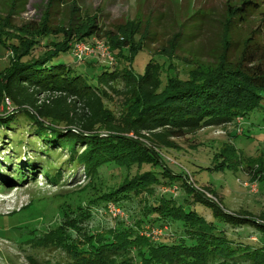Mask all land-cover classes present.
<instances>
[{"label":"trees","instance_id":"16d2710c","mask_svg":"<svg viewBox=\"0 0 264 264\" xmlns=\"http://www.w3.org/2000/svg\"><path fill=\"white\" fill-rule=\"evenodd\" d=\"M60 2L49 0L36 32L11 37L10 30L0 31V38L7 35L14 40L9 47L11 63L0 72V130L37 136L44 145L38 156L58 150L68 153V159L56 168L41 166L48 182L58 184L65 170L81 169L91 184L77 203L65 201L61 207L64 217L56 229L41 234L22 228L19 234L13 230L6 234L18 236L11 240L22 250L34 249L28 257L36 264H264V212L253 216L227 211L207 192L194 188L189 177L174 175L160 156L161 150L178 149L177 139L242 122L263 109L264 50L246 47L242 57L246 62H239L234 70L220 67L210 75L190 72L186 80L177 74L165 84L161 65L152 59L142 73L135 71L132 61L138 53L132 56L129 50L126 56L127 46L120 50L122 60L116 55L119 66L112 68L111 63L90 75L57 61L61 51L74 49L69 45L74 30L66 33L63 28L51 30L49 25L50 17L58 16ZM25 6L22 3L20 9ZM258 9L257 0L243 1L232 12L233 19L245 22L244 15ZM84 31L75 39L101 37L104 30L92 22ZM53 34L61 39L51 41L57 38ZM193 35L195 29L185 36ZM115 97L121 104L115 105ZM5 99L11 101L13 112H8ZM7 159L0 161L2 178L8 174ZM38 162L26 161L18 153L9 169L15 172L19 164L26 176ZM145 166L150 169L144 172ZM115 170L119 179L107 181L104 172ZM161 186L185 187L186 203L204 204L215 220H207L170 195L154 198ZM111 202L119 209L125 205L134 218L133 226L120 220L118 230L94 234L79 225L92 218L93 207L108 210ZM228 226L260 229V240L234 239L226 232ZM148 228L160 230L161 235L145 236L143 231ZM36 239L37 243H30Z\"/></svg>","mask_w":264,"mask_h":264},{"label":"rangeland","instance_id":"374dc122","mask_svg":"<svg viewBox=\"0 0 264 264\" xmlns=\"http://www.w3.org/2000/svg\"><path fill=\"white\" fill-rule=\"evenodd\" d=\"M59 1L58 16L50 17L51 30L63 28L66 33L74 30V35L70 38L74 40L69 45L75 47L77 43H86L95 53L79 60L72 50L61 51L57 61L90 75H96L102 66H110L111 63L112 68L119 66L116 55L122 60L120 50L127 46L126 56L129 50H133L132 56L135 52L138 53L132 61L135 71L142 73L152 59L154 63L161 65L165 84L168 78H174L177 74L186 80L190 72L210 75L220 67L234 70L239 62L243 65L246 62L242 60L246 47L252 49L259 46L264 50V0H257L260 9L244 15L245 22L233 19L232 12L246 0ZM22 3H26V6L20 9ZM48 3L49 0H0V31L3 33L10 30V36L15 37L40 30ZM74 7L76 9L72 11ZM195 14L197 16L191 19ZM92 22L103 28L101 37L76 40ZM185 22H189V25ZM194 29L195 35L187 39L186 33ZM58 36L53 34L57 38H50L51 41L61 39ZM48 38L45 37L44 40ZM99 44L108 48L113 61L103 58L98 49ZM13 45L14 40L7 35L0 38L1 73L11 63L12 52L9 47ZM114 100L116 106L121 104L117 97ZM150 100L153 99H146V103ZM262 108L242 122L206 128L186 138L177 139L179 148L161 150L160 156L168 163L174 175L182 176L183 179L189 177L194 188L207 192L222 208L229 212L259 216L264 212V105ZM0 137V161L8 157V171H5L8 174L0 177V194L8 197L7 200L0 199V264H36L28 257L34 253V249L22 250L18 242L11 240L12 237L18 240L19 237L15 234H19V229L22 228L38 230L41 234L56 229L64 217L61 207L65 201L71 199L77 203L79 197L84 196L82 193H86L83 189L87 190L91 181L85 180L83 170L74 172L67 169L60 182L52 184L46 180L47 175L41 166L50 170L62 165L68 159L67 152L58 150L51 154L36 155L44 145L37 136L29 132L0 130ZM14 152L16 153L13 154ZM18 153L26 161H39L35 171L24 176L25 173L19 170V164H15L17 172L9 169ZM142 169L145 172L150 168L145 166ZM116 172L117 170L104 172L106 180H118ZM47 173L49 174L48 171ZM176 180L178 179L175 178ZM181 186L174 192L170 186L156 188L154 198L170 195L187 205L186 208L214 221L215 219L211 220L209 207L199 202L186 203L188 192ZM112 205L116 206L111 202L108 210L93 207L92 218L79 225L83 229L92 230L94 234L118 230L120 220H126L128 226L134 225V218L130 217L125 205L121 206L123 218L112 214ZM221 226L225 227L224 223ZM12 230L15 234H6ZM260 231L252 227L245 230L231 226L226 230L234 239L252 243L259 242ZM143 234L154 239L158 232L148 228ZM38 241L36 239L30 243Z\"/></svg>","mask_w":264,"mask_h":264},{"label":"built area","instance_id":"2783aa9c","mask_svg":"<svg viewBox=\"0 0 264 264\" xmlns=\"http://www.w3.org/2000/svg\"><path fill=\"white\" fill-rule=\"evenodd\" d=\"M98 49H100V51L102 52L103 58H108L110 61H113L112 56L108 52V48L104 44H99ZM73 53L76 57H78L79 60H83L84 58L90 57V55L95 53V50L93 48H91V46L89 44L77 43L73 49ZM173 189H174L173 190V192H174L177 188L175 187ZM110 209H111L112 214L114 216H120V215L122 216L123 215V211L121 209L117 208L115 205L114 206L112 205ZM123 217L124 216H122V218ZM153 231L158 232V234H156L157 237L154 236L155 238H158L161 235L160 230H153Z\"/></svg>","mask_w":264,"mask_h":264},{"label":"water","instance_id":"95a60500","mask_svg":"<svg viewBox=\"0 0 264 264\" xmlns=\"http://www.w3.org/2000/svg\"><path fill=\"white\" fill-rule=\"evenodd\" d=\"M5 104L7 105V110L8 112H13L14 111V107L11 104V101L9 99H5ZM2 110H4V108H2Z\"/></svg>","mask_w":264,"mask_h":264},{"label":"bare ground","instance_id":"6f19581e","mask_svg":"<svg viewBox=\"0 0 264 264\" xmlns=\"http://www.w3.org/2000/svg\"><path fill=\"white\" fill-rule=\"evenodd\" d=\"M0 199H2V200H7L8 199V197H6L5 195H3V194H0Z\"/></svg>","mask_w":264,"mask_h":264}]
</instances>
